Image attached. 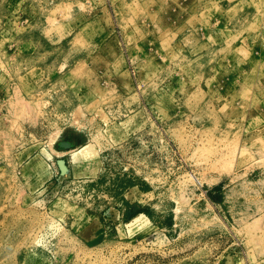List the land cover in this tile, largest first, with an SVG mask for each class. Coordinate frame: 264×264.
<instances>
[{
	"label": "rangeland",
	"instance_id": "1",
	"mask_svg": "<svg viewBox=\"0 0 264 264\" xmlns=\"http://www.w3.org/2000/svg\"><path fill=\"white\" fill-rule=\"evenodd\" d=\"M0 264H264V0H0Z\"/></svg>",
	"mask_w": 264,
	"mask_h": 264
},
{
	"label": "crops",
	"instance_id": "2",
	"mask_svg": "<svg viewBox=\"0 0 264 264\" xmlns=\"http://www.w3.org/2000/svg\"><path fill=\"white\" fill-rule=\"evenodd\" d=\"M84 149V148H82ZM81 149V150H82ZM81 150L79 151H74V152H71L70 153V159H71V155L74 156V154L76 155L77 153H79ZM34 157H38L39 159V162L37 164V168L34 169V170H29V171H32V173L35 174V176H39L43 179H46V178H50L51 175H52V168L50 167V165L48 164L49 161L47 160H44L43 155H35ZM33 157V158H34ZM72 160V159H71ZM73 161V160H72ZM74 162V161H73ZM84 162H89V163H93L94 161L90 159V157H87V158H81L78 163H74L75 165L76 164H79V163H84ZM48 171H50V175L48 176Z\"/></svg>",
	"mask_w": 264,
	"mask_h": 264
},
{
	"label": "bare ground",
	"instance_id": "3",
	"mask_svg": "<svg viewBox=\"0 0 264 264\" xmlns=\"http://www.w3.org/2000/svg\"><path fill=\"white\" fill-rule=\"evenodd\" d=\"M62 146H63V147H67L68 144L63 143ZM71 156H72L71 159L74 161V163H78V161H79L81 158H87V148H84V149H82L79 153H77L76 155L74 154V156H73V155H71ZM38 162H39L38 157H34V158H32V159L30 160V164H29L30 167H29V170H34V169H36V168H37L36 166H37ZM60 167H61V169H62L63 172L67 170V168L64 166L63 162H60ZM49 175H50V171H48V176H49Z\"/></svg>",
	"mask_w": 264,
	"mask_h": 264
},
{
	"label": "water",
	"instance_id": "4",
	"mask_svg": "<svg viewBox=\"0 0 264 264\" xmlns=\"http://www.w3.org/2000/svg\"><path fill=\"white\" fill-rule=\"evenodd\" d=\"M59 164H60V163H59ZM59 164H58V165H59Z\"/></svg>",
	"mask_w": 264,
	"mask_h": 264
}]
</instances>
